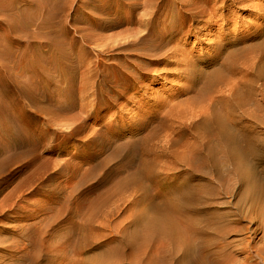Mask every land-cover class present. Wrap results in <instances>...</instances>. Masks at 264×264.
<instances>
[{"label":"bare ground","instance_id":"obj_1","mask_svg":"<svg viewBox=\"0 0 264 264\" xmlns=\"http://www.w3.org/2000/svg\"><path fill=\"white\" fill-rule=\"evenodd\" d=\"M112 2L114 10L110 8L113 12L108 16L116 18L113 26L130 24L140 28L138 35L130 33L117 45L125 58L129 55L136 61L118 60L115 65L103 66L99 64L101 52H97L94 64L86 67L80 54L76 55L74 40L66 45L67 51L63 45L59 50H50L45 70L51 73L46 75L44 69L39 72L31 63L36 58L35 49L48 45L36 46L35 41H24L15 35L19 30L29 38V29L34 26L36 36H41L57 14L61 0H0V16L7 15L15 23L5 26L0 21L1 54L7 52L16 60L11 70L19 74L30 71L31 79L42 89L37 99L54 111H41L49 117L39 123L36 112L28 113L18 105L21 101L13 88L4 93L16 104L0 106L2 142L9 152L19 151L29 159L24 165L28 170L24 180L35 188L30 195L38 196L40 201L31 208L19 207L30 190L25 194L15 188L0 202V219L9 211L10 217L4 220L15 224L0 227V232L9 237H0V264H94L98 257L75 259L87 254L83 249L91 247L93 232L109 231L113 215L132 219L129 229L135 245L125 247L127 256L136 260L134 264H264V0ZM50 4L53 12L43 14ZM235 5L252 18L248 23L241 22L242 31L237 32L228 28L233 18L223 16L227 8ZM123 7L129 9L134 20L117 13ZM218 22L215 42L206 55L192 57L184 52L183 38L194 34L199 37L203 30L208 36ZM95 46L100 51L109 48L101 40ZM23 60L29 66L23 65ZM160 64L175 67L174 75L186 83L174 96L186 98L163 115L168 105H140L133 98L137 91H132L142 82L156 84L155 77L159 75L151 67ZM202 64L213 69L204 72L199 68ZM60 92L69 94L73 102L61 106L60 100L53 99V94L61 97ZM10 106L17 120L10 116ZM115 107L120 113L115 116L117 120L93 132L85 142L86 148L94 151L90 160L79 156L80 163L70 160L49 174L43 173V165L37 164L48 160L39 154L44 148L43 138L60 136L59 143L68 146L70 140L84 133L87 122L98 123ZM127 107L137 110L131 118ZM76 110L87 112L80 122L76 117L63 121L55 117H68ZM160 129L170 130L169 136L174 139L163 148L153 144ZM191 132V137L197 133L199 146L183 155L169 150L171 143L179 145L182 135ZM123 137L128 139L120 143ZM106 151H113L122 169L104 175V181L98 182L95 189L112 185L104 193L91 189L85 194L80 192L79 183L94 178L95 168L104 174L113 158L88 170L83 167L92 158L99 160ZM45 154L56 152L51 149ZM6 155L11 156L7 151ZM160 158H170L172 165L181 164V172L189 174L180 186L175 184L176 177L172 181V175L160 179L156 170ZM207 171H213L211 181ZM196 178L198 184H194ZM76 180L77 184L67 186ZM208 181L219 185L220 198L211 202H206L204 195H216V190L209 188ZM44 184L48 186L41 190L39 186ZM156 185L167 191L159 193ZM18 191L19 197L15 195ZM111 196L127 206L111 208ZM14 197L16 201L8 203ZM213 207L217 211L208 212ZM260 234L258 245L255 239ZM110 244L111 241L103 243L99 263L112 254L118 255L123 246L122 242L113 247Z\"/></svg>","mask_w":264,"mask_h":264},{"label":"rangeland","instance_id":"obj_2","mask_svg":"<svg viewBox=\"0 0 264 264\" xmlns=\"http://www.w3.org/2000/svg\"><path fill=\"white\" fill-rule=\"evenodd\" d=\"M113 1V0H112ZM112 1L105 2V0H61L60 8L55 12L57 14L53 15L51 19L53 21H50L45 29V32H42V35L37 37L36 36V29L34 26H32L28 32L29 38L25 37L26 34L23 32H20L18 30V35H15L16 38H22L24 41L29 40L28 42L35 41L36 46L39 45H48V48H39L35 49V59H37L35 64H33L34 60L32 61L31 65L32 67H35L39 72L40 70L44 72V70L47 68L45 67V62L49 61V57L51 56L50 50L53 48H58V50L63 45L64 50L67 51L66 45L71 43L75 40V52H77L76 55L80 54V56L83 58L84 65L86 67H91L95 62V55H99L97 52H101L99 55V64L103 66H112L115 65L118 60H130L136 61L135 58H131V56L127 55V58H125V55H122L121 51L118 48V43L120 41H123L125 38L128 37L130 33L139 34L140 28L136 25H124L121 27L113 26V21L116 20L112 19L111 16H108L109 12H113L114 7L112 6ZM127 2V1H125ZM110 4V6H109ZM53 5L50 4L47 6V8L44 10L43 14L53 12ZM110 8H113V10H110ZM240 6H233L229 10L228 8L223 12V16L231 17L233 18V22L228 27L230 31L237 32L242 31L240 25L241 22L248 23L252 18L249 17L247 13H243L242 11H238ZM142 12L141 10L136 13ZM117 13H122L125 18L130 17L132 20L135 19L129 11L128 8L123 7L118 10ZM127 18V19H130ZM138 18V17H137ZM130 19V20H131ZM0 21L5 24V26H11L15 23L13 21H10L9 16L3 15L0 16ZM220 24L218 22L216 26L211 31V34L207 36L206 31L203 30L201 33V36L195 37V34L189 38H183L184 43L183 49L185 53H189L192 57H201L203 55H206L209 52L210 46H212L215 42L216 37V30L217 26ZM238 28V30L235 31ZM19 29V27H18ZM232 32V36L235 35V33ZM45 33V34H44ZM3 34L0 33V40H2ZM179 39L181 36L178 37ZM101 40L103 44H107L109 48L100 51L95 46V43ZM3 45V44H2ZM4 46V45H3ZM175 46V45H174ZM68 47V46H67ZM5 48V47H4ZM8 48V46H6ZM3 50L2 46L0 45V106L2 105H9L13 104L9 100V97H6L5 94L8 93V91L13 90L17 93L20 103L18 102V105H22L23 108L28 113H34L36 112L39 116V123H44L46 119L49 116H45L44 114H40L41 111H45L46 113H53L52 107H49L47 103L40 102V99H37L36 94H42V89L38 86L37 82H35L33 79H31L32 74L29 73L30 71H26L22 74L17 73L18 70H11V65L16 64V60L13 59L11 55H8L7 52H5V55L1 54V51ZM13 52L16 53L17 50L13 47ZM49 50V52H48ZM195 59V58H193ZM23 65L29 66V63H27L25 60H23ZM152 71H156L159 76L155 77L156 84H151L147 82H142L140 84L135 85L132 87V91H137V94L133 96L134 101L138 104H144L147 103L149 105L151 104H157V103H164L165 105H168L164 112H161L163 115L164 113L168 112V109L170 107H176L178 103H180V100L185 99L186 97H180L179 95L175 94L177 93V89L181 86H184L186 83L184 81H180L175 75H174V69L175 67L171 66H164V64H160L157 66L151 67ZM202 71L208 72L209 70L213 69L212 67H205V65H200L199 67ZM44 69V70H42ZM55 72V70H54ZM80 72V71H79ZM51 72L49 70H45V74H50ZM78 74L75 71V76L78 77ZM53 75V73L51 74ZM55 80V79H53ZM61 87H59L60 90ZM70 87H67V90H69ZM50 89L53 90V88L50 87ZM131 91V92H132ZM52 92V91H51ZM5 93V94H4ZM61 97L58 98V95L53 94L54 100H60L61 106H67L68 104H71L73 100L70 98V95L65 92H60ZM132 95V94H131ZM10 102L9 104H7ZM122 101L118 102V104H121ZM16 104V103H14ZM13 104V105H14ZM119 107H115L114 111H111L107 116H105L102 120H100L98 123H89L87 122V128L84 130V133L81 136L74 137L72 140H70L69 145L67 146L65 143L60 144L59 142L62 140V137H57V139H52L53 136L48 138V140L43 138L42 144L44 145V148L39 150V154L42 155L45 159H48L50 161L48 164H44L43 162H38L37 164H42L44 168V172L46 174H49L53 172L54 168L57 169V166H61L64 163L69 162L72 160L73 163H80L81 159L79 156H84L86 160H90L89 158L91 155H93L94 151H91L90 149H87L85 146V142L93 132L98 131L103 126L109 124L112 121L117 120L115 116H120V113L118 111ZM10 112V116L14 118V120H17L14 114V109L10 106L8 108ZM126 110H128V118H131L133 114L137 111L135 108L127 107ZM130 110V111H129ZM178 110V109H177ZM34 111V112H32ZM87 115V112L80 113L79 110L71 112L68 117H60L55 116L58 120L63 121L66 118L69 117H76V122L82 121L85 116ZM78 116V117H77ZM173 121L175 122V125L177 124V120L174 118ZM38 123V127H39ZM54 129H51V132H53ZM179 129H176V132L179 133ZM175 132V133H176ZM14 133V132H13ZM64 133V132H60ZM59 133V134H60ZM192 133H184L182 136L184 139L180 141L179 145H176L174 147V143H171L172 146L169 148V150H172L175 153L178 154H186L190 148L194 146H199L198 140H197V133H195L192 136ZM171 134L170 130L167 129H160L158 137L154 139L153 144L157 145L158 148L165 146L166 144L170 143V141H173L174 139L169 136ZM126 134H124L125 136ZM201 136V135H199ZM128 138L123 137L121 138L120 143L123 141H126ZM3 137L2 133L0 132V202L4 201L3 199L9 195L11 191L15 188H19L20 191H24L25 194L29 192V194L24 198L25 202L24 204L18 203L19 207L25 209V208H31L32 205H34L35 202L40 201L38 196H32L30 193L33 192L35 189L33 185L28 184V181L24 180L27 176L28 170L25 169V164L29 160L27 157H24L20 154L19 151L17 152H9L8 146L5 144V142H2ZM160 141V143H157ZM55 145L56 148H55ZM163 148V147H162ZM53 150L56 152V154H45L47 150ZM6 151L11 155L8 157L6 155ZM159 153V151L157 150ZM59 154V156H57ZM109 157H112L113 160L108 163L106 171H104V174L99 169H94L96 171V176L94 178H90L84 182L79 183L78 190L80 192L85 194V191L90 190L94 192L96 190L95 188L98 186V182L104 181V175L108 174L111 171L115 170H121L122 165L120 161L114 157L113 151H106L99 160H96L95 158L91 159V163L89 165H85L83 167V170H88L89 168H92L93 166L96 167V164L99 165V163L103 162L106 159H109ZM88 158V159H87ZM115 158V159H114ZM156 170L160 173V179L164 177V175H172V181L176 177L177 184L176 186H180L183 182V179H187L189 174L187 172H181L182 165H172L170 158H160L157 161ZM73 164V166H75ZM129 169L131 166H127ZM84 174V173H83ZM213 171H207V178L211 181V178H213ZM102 179L100 180V178ZM184 180V181H185ZM171 181V183H172ZM57 181V183H59ZM78 180L68 184L67 186H70L71 184H77ZM199 178H196V182L194 184H198ZM57 183H54L55 185ZM209 188L214 187L216 190V195L214 194H205L206 202H211L216 198H220L218 194L219 185L218 183H211L208 181ZM162 184V183H160ZM112 185V184H111ZM110 185V186H111ZM48 186L46 184L40 185L39 188L41 190H44V187ZM93 186V187H92ZM109 185H105L104 187L96 190L99 193H104L106 190L109 189ZM157 191L159 193L164 194L166 188L160 189L159 185H156ZM105 189V190H104ZM19 197L20 193L19 191L15 194ZM130 199V198H129ZM118 197L111 196L108 198L109 206L111 208H114V206H120L122 209L127 206V203L125 202H118ZM131 200V199H130ZM16 198L11 199L8 201V203L15 202ZM130 208L129 206L127 209ZM214 208V207H213ZM217 208H214L213 210L208 209V212L217 211ZM10 217L9 211L4 215L3 219H0V227L1 226H14V223H7L4 219H7ZM132 222L131 217H128V215L119 216L113 215L109 218V226L110 229L107 232H93V238L90 241L91 247H85L83 251H87L86 255H80L75 260H83L89 256L92 257H98V260L94 264H134L136 260H133L132 256L128 255V249L125 247L127 244L129 246L135 245L134 237L131 235V231L129 229V225ZM122 224V225H121ZM121 228H124V230H121ZM4 232H11L9 230H5ZM0 237H7L6 233L0 232ZM262 237V235H257L255 242L260 245V241L258 240ZM14 237H12L13 239ZM110 246L113 247L117 243H123L121 251L118 252V255L112 254L109 259H106L104 263L101 262V252L103 249H101L103 243L110 242ZM119 245V244H118ZM100 246V248H98ZM121 245H119L120 247ZM124 248V250H123ZM123 250V251H122ZM1 256V253H0ZM1 262V260H0ZM66 264V263H64Z\"/></svg>","mask_w":264,"mask_h":264}]
</instances>
